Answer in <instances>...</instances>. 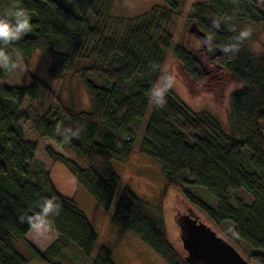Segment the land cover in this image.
I'll return each instance as SVG.
<instances>
[{"label": "trees", "instance_id": "trees-1", "mask_svg": "<svg viewBox=\"0 0 264 264\" xmlns=\"http://www.w3.org/2000/svg\"><path fill=\"white\" fill-rule=\"evenodd\" d=\"M22 0L31 16L32 31L9 44L26 67L36 51L50 58L48 76L59 80L78 74L90 110L72 113L48 110L40 118L23 109L34 90L48 89L29 75L28 87L0 85V264H59L76 252L90 264H114L110 252L97 246V237L86 217L71 199L53 188L42 163L35 160L36 143L24 138L21 123L32 122L41 139L58 143L60 137L82 166L47 146L43 152L59 163L105 213H108L120 185L112 162H125L134 150L138 124L150 109L138 145V153L157 163L164 181L190 206L201 212L216 229L242 247L247 261L264 264V53L252 56L223 50L235 43L244 26L264 36V14L256 10L259 0H207L192 7L191 24L211 37L203 45L193 34L190 48L176 45L172 54L181 71L192 82L202 84L220 73L231 76L240 88L230 95L229 124L243 138L224 133L218 122L205 113H191L168 88L166 104L157 107L152 92L161 74L172 37L162 26L177 11L178 4L161 0L166 8L155 7L132 20L109 15L113 0ZM14 10V0H0ZM6 10V9H5ZM214 22L218 27H213ZM189 28V27H188ZM188 30V29H187ZM189 34V33H188ZM87 60L90 65L76 71ZM0 78L2 73L0 71ZM163 84L161 87H163ZM79 134L65 139L57 125ZM42 179L43 181H39ZM187 188H202L215 201L211 206ZM246 192L250 204L231 201L230 193ZM61 204L55 216V240L42 252L25 241L33 229L20 217L35 216L45 198ZM117 231L136 238L166 264H187L167 242L162 221L124 188L110 216ZM232 233V235H231ZM232 236V238H231ZM25 242L29 258L15 242Z\"/></svg>", "mask_w": 264, "mask_h": 264}, {"label": "rangeland", "instance_id": "rangeland-1", "mask_svg": "<svg viewBox=\"0 0 264 264\" xmlns=\"http://www.w3.org/2000/svg\"><path fill=\"white\" fill-rule=\"evenodd\" d=\"M57 1L71 8V5L66 0ZM171 1L178 4V9L172 15L170 21L162 26L160 30L162 29L171 35L172 43L154 89L160 88L163 84H169L172 93L191 113L210 115L218 122L224 133L235 137L237 140L242 139L245 130L241 129L240 133L232 130L228 120L230 95L238 90L240 85L231 76L224 73L218 74L216 79L196 84L183 74L172 54V49L176 45L187 48L192 46L193 36L187 32L193 15L192 7L195 4H205L207 0ZM155 7L166 8V4L161 0H113L109 15L112 18L132 20L149 13ZM255 8L264 14V0H259ZM5 9L4 14H12L9 5H5ZM246 28H250L252 34L250 38L239 44V51L252 56L263 54L264 36L258 29L244 26L243 30ZM236 43L237 41L234 44ZM5 49L12 54L18 63V67L13 71L0 68L2 73V78H0L1 86L5 88L28 87L31 84L29 78V75H31L39 79L48 89V91L41 88L35 89L34 97L24 100L23 109L32 111L36 118H40L48 110L61 109L72 113L88 112L90 110L89 99L81 88L78 74L66 75L62 79L53 80L48 76L50 58L47 55L40 51L34 52L25 67L11 49L7 47ZM89 65V61L82 60L77 63L76 71L78 72L81 68ZM232 85H238V87H230ZM149 112L150 109L143 121L138 124L139 132L130 158L125 162L111 163L112 170L119 177L120 185L114 195L108 213L103 212L93 199L76 184L73 176L65 166L59 163H52L46 158L43 150L49 146L63 157L75 162L79 167L82 166L75 153L70 148H67V143L65 140L63 141L62 137H60L58 143H53L47 139L39 138L33 131L31 121L20 125L24 138L36 143L35 160L42 163L43 171L48 173L54 190L62 197L71 199L76 208L86 217L97 237V246H102L110 252L114 264H166L136 238L129 234L121 233L111 226L109 222L110 216L124 188H128L147 207L148 212L154 218L162 221L167 242L182 257L184 256V251L181 247L174 215L176 213L188 214L190 212L215 231L218 236L226 240L243 259L247 260L242 247L231 240L227 236V232L224 233L212 226L201 212L187 204L175 192L174 187L164 181L161 167L157 163L138 153V145ZM260 125L264 128L263 123H260ZM39 181L43 180L39 179ZM186 190L207 204L215 206V201L205 193L204 189L187 188ZM230 198L231 201L239 200L245 204L251 203L249 195L244 191L232 192L230 193ZM55 238L56 235L53 231H34L32 229L25 236V241L39 252H42ZM15 244L20 253L25 258H29L25 242L16 241ZM95 253L96 250L93 251L89 260H84L79 254L73 252L69 254L70 261L59 264H90L95 257ZM27 264L41 263L29 261Z\"/></svg>", "mask_w": 264, "mask_h": 264}, {"label": "clouds", "instance_id": "clouds-1", "mask_svg": "<svg viewBox=\"0 0 264 264\" xmlns=\"http://www.w3.org/2000/svg\"><path fill=\"white\" fill-rule=\"evenodd\" d=\"M31 16L22 5V0H14V10L11 15H0V45L7 46L15 42L20 41L26 34L32 31V25L30 23ZM218 23L214 22L213 27H218ZM252 30L246 28L240 31L239 35L235 37L236 44L228 45L223 50L227 52H238L239 44L244 40L251 37ZM211 37H209V40ZM0 46V68L13 71L18 67L17 61L13 58L12 54L6 51L5 47ZM169 84H165L163 87L154 89L152 92V101L157 107H163L166 104V95L168 92ZM230 87H238V85H232ZM57 132L61 133V125H57ZM65 139L68 140L71 136L79 134V130L73 132L71 129H64ZM40 208L39 213L35 216H21V221L27 220L34 231H54L55 224L52 219L55 216H59L62 206L55 197L45 198L42 203L37 205Z\"/></svg>", "mask_w": 264, "mask_h": 264}, {"label": "water", "instance_id": "water-1", "mask_svg": "<svg viewBox=\"0 0 264 264\" xmlns=\"http://www.w3.org/2000/svg\"><path fill=\"white\" fill-rule=\"evenodd\" d=\"M187 32L198 38L203 48L209 42V38L193 24L189 26ZM174 221L187 264H251L192 213H176Z\"/></svg>", "mask_w": 264, "mask_h": 264}]
</instances>
